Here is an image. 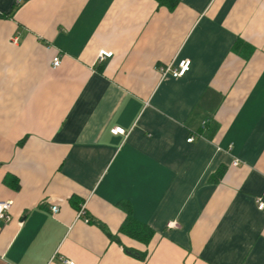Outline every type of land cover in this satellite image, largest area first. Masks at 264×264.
<instances>
[{"label":"crops","instance_id":"0c3cea01","mask_svg":"<svg viewBox=\"0 0 264 264\" xmlns=\"http://www.w3.org/2000/svg\"><path fill=\"white\" fill-rule=\"evenodd\" d=\"M258 199L264 0H0V264H264Z\"/></svg>","mask_w":264,"mask_h":264},{"label":"built area","instance_id":"2783aa9c","mask_svg":"<svg viewBox=\"0 0 264 264\" xmlns=\"http://www.w3.org/2000/svg\"><path fill=\"white\" fill-rule=\"evenodd\" d=\"M112 55H113V52L111 50L104 49V48L99 49L96 55V63L100 64L104 62L106 59L111 58ZM59 64H60V58L59 56H55L52 61V66L57 67L59 66ZM189 65H190L189 59H182L178 62L176 67H171V66L170 67L168 66L166 68L160 67V72L163 76L166 73H170L173 77H180L187 72V70L189 69ZM110 131L113 134H125V130L123 129V127H119V126H115L111 128ZM192 139L193 137H189L187 140L191 141ZM233 164L234 165L238 164V161L234 160ZM10 205H11V201H0V221L8 222L10 220V214L8 212ZM257 206L259 209L264 208V202L258 199ZM51 211L53 213H56L58 211L57 205H52ZM84 212H85L84 205H81L78 211V216H83L85 214ZM84 221L86 222L88 221L87 217H84ZM169 226H176V223L174 221H171L169 223ZM66 263L74 264V262L70 260H66Z\"/></svg>","mask_w":264,"mask_h":264},{"label":"trees","instance_id":"16d2710c","mask_svg":"<svg viewBox=\"0 0 264 264\" xmlns=\"http://www.w3.org/2000/svg\"><path fill=\"white\" fill-rule=\"evenodd\" d=\"M161 3H166L167 5H174L175 0H158ZM245 43L238 39L236 41V43L234 44L233 49H239L241 51L242 48H244ZM4 181L8 184L13 185L14 188H18L19 187V183L17 180L14 179L13 184L11 183V176L10 175H6L4 178ZM88 219V218H87ZM99 225L101 226V228L104 230V232L106 233V235L110 238L113 239H117L116 236L112 235L109 231H107L104 227V225H102L101 223H99ZM120 231L125 233L126 235L130 236L131 238H134L138 241L141 242H148L152 236V231L150 230V228L146 225L143 224L139 221H137L133 216L132 213L130 211V209L128 207H126V217L124 219V221L122 222L121 226H120ZM128 252L136 255L140 258H144L143 254L136 252L135 250H131L128 249Z\"/></svg>","mask_w":264,"mask_h":264}]
</instances>
